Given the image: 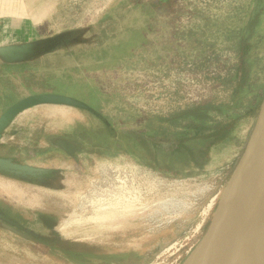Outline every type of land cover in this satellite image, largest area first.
Returning a JSON list of instances; mask_svg holds the SVG:
<instances>
[{
    "label": "rangeland",
    "instance_id": "374dc122",
    "mask_svg": "<svg viewBox=\"0 0 264 264\" xmlns=\"http://www.w3.org/2000/svg\"><path fill=\"white\" fill-rule=\"evenodd\" d=\"M37 2L33 34L0 41V117L41 94L92 111L38 106L4 132L0 159L40 172L0 168V264H182L258 116L264 0ZM127 203L145 221L95 218Z\"/></svg>",
    "mask_w": 264,
    "mask_h": 264
},
{
    "label": "water",
    "instance_id": "95a60500",
    "mask_svg": "<svg viewBox=\"0 0 264 264\" xmlns=\"http://www.w3.org/2000/svg\"><path fill=\"white\" fill-rule=\"evenodd\" d=\"M44 105L64 106L92 111L90 107L81 101L66 96L54 94L30 96L14 104L0 117V141L4 132L18 115L34 107ZM55 145L69 157H74L77 152L81 151L80 146L66 139L57 140ZM0 168L30 174L40 172V170L28 165L17 164L5 159H0ZM263 183L264 97L245 150L217 202L211 222L193 252L182 264H209L212 253L226 228L228 216L235 208L243 205ZM251 216L252 213L247 217L246 229L251 222Z\"/></svg>",
    "mask_w": 264,
    "mask_h": 264
},
{
    "label": "bare ground",
    "instance_id": "6f19581e",
    "mask_svg": "<svg viewBox=\"0 0 264 264\" xmlns=\"http://www.w3.org/2000/svg\"><path fill=\"white\" fill-rule=\"evenodd\" d=\"M123 183L124 180L122 184ZM136 192L135 194H137ZM113 205H116V203ZM174 205H176V203ZM184 205L186 204L184 203ZM131 206L132 205L130 203H127V205L123 206V214H131ZM211 207L212 205H210L209 208ZM117 210L118 209H115V207L113 208V210H110V214L108 215V217L112 218ZM250 213H252V218L249 226L246 229V220ZM99 217L102 218L101 216L95 218L98 219ZM95 221L96 220H94L93 222ZM209 264H264V183L250 198H248L244 202L243 205L235 208L228 216L226 228L212 253Z\"/></svg>",
    "mask_w": 264,
    "mask_h": 264
},
{
    "label": "crops",
    "instance_id": "0c3cea01",
    "mask_svg": "<svg viewBox=\"0 0 264 264\" xmlns=\"http://www.w3.org/2000/svg\"><path fill=\"white\" fill-rule=\"evenodd\" d=\"M37 1L39 0H0V41L17 35L14 33V23H21L20 30L25 31L18 33V36L33 34L32 31L36 27L35 19L39 18L42 21L44 18H41L40 14L44 15L50 10L49 7H45L48 5H42V8L36 11Z\"/></svg>",
    "mask_w": 264,
    "mask_h": 264
},
{
    "label": "flooded vegetation",
    "instance_id": "af4514ba",
    "mask_svg": "<svg viewBox=\"0 0 264 264\" xmlns=\"http://www.w3.org/2000/svg\"><path fill=\"white\" fill-rule=\"evenodd\" d=\"M131 209H132V211L135 210V208H131ZM83 210L84 209L81 208V211H83ZM123 213H124V209H122V208L119 209L118 208V210L114 213V216L112 217V219L108 217V215L110 214V211H106L105 213H101L100 215H96L95 217L101 216L102 218H106L107 219L106 223L112 224V225H117V226H122L124 224H127L128 225L130 223H133L134 224L137 219L139 220V224H141L140 222L145 221L144 217L141 216L143 214L141 211L138 212L137 219H136V214H128V215L125 216V215H123ZM131 217L133 219H131ZM128 218H130L129 220H131V221H128ZM124 220H126V221H124ZM143 226H145V222L143 223ZM140 258L141 257L139 255V256H135L134 259L135 260L136 259L139 260ZM99 259H102L104 261H115V262H119V261H123L124 260V259H118V258H116V259L114 258L113 260L112 259H109L108 260V259L105 258V256H103V257L99 256L98 257V260ZM105 264H108V263H105ZM110 264H114V263H110Z\"/></svg>",
    "mask_w": 264,
    "mask_h": 264
},
{
    "label": "trees",
    "instance_id": "16d2710c",
    "mask_svg": "<svg viewBox=\"0 0 264 264\" xmlns=\"http://www.w3.org/2000/svg\"><path fill=\"white\" fill-rule=\"evenodd\" d=\"M153 5H154V7H157L156 4H153ZM243 43L244 42H241L239 46H241ZM247 50H248V47H244V51H247ZM244 78H245V75H243V79ZM263 97H264V90H263L262 94L260 95V102L257 104V106L254 107V109L252 110V112H254V111H256V110L259 109V107H260V105L262 103ZM221 132L222 131L216 133V136H217L218 140L219 139H223V136H224L225 132H227V131H223L222 133ZM195 136L198 137V136H204V135H202V133L200 131H197V133H196Z\"/></svg>",
    "mask_w": 264,
    "mask_h": 264
},
{
    "label": "built area",
    "instance_id": "2783aa9c",
    "mask_svg": "<svg viewBox=\"0 0 264 264\" xmlns=\"http://www.w3.org/2000/svg\"><path fill=\"white\" fill-rule=\"evenodd\" d=\"M138 179H141V177H137ZM109 180L111 181V178H109ZM114 182V181H112ZM115 182H118V179L115 181ZM111 188H113L111 191H103V193H108V196L109 195H112L110 193H113L114 195H119L117 194L116 192H112V191H117L118 192V188L115 187L116 185H114V183H111V185H109ZM218 198V197H217ZM193 252V250H191L190 252H186V258ZM181 258V257H180Z\"/></svg>",
    "mask_w": 264,
    "mask_h": 264
}]
</instances>
